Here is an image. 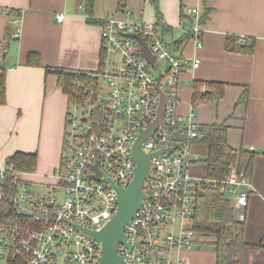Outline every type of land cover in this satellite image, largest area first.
Returning <instances> with one entry per match:
<instances>
[{"label": "built area", "instance_id": "obj_1", "mask_svg": "<svg viewBox=\"0 0 264 264\" xmlns=\"http://www.w3.org/2000/svg\"><path fill=\"white\" fill-rule=\"evenodd\" d=\"M122 10V17L107 15L101 24L106 58L90 73L96 83L84 101L68 103L72 108L66 112L55 181L34 192V184L18 173L7 203L0 187V264H100L102 244L87 231L101 230L115 215L114 188H126L134 177L132 145L139 129L155 118L161 91L166 96L162 123L141 142L142 151L152 154L142 184L145 197L123 228L125 244H118L117 255L126 264H187L183 252L199 250L198 241L205 238L193 228L202 186H217L232 207L248 203L251 184L236 166L219 180L190 171L199 161L193 150L199 125L194 110L177 112L178 82L185 66L198 67V57L185 55L182 43L164 32L161 21L132 18ZM186 16L190 24L184 27L180 19L179 27L188 29L201 48L198 10L188 9ZM55 19L60 22L63 14ZM18 23L11 19L13 36ZM128 34L143 38L155 56L153 63L141 56L139 41ZM6 170L11 171L0 167V186Z\"/></svg>", "mask_w": 264, "mask_h": 264}, {"label": "crops", "instance_id": "obj_2", "mask_svg": "<svg viewBox=\"0 0 264 264\" xmlns=\"http://www.w3.org/2000/svg\"><path fill=\"white\" fill-rule=\"evenodd\" d=\"M119 3L120 0H92L89 16L85 0H0V67L5 71L6 91V101L0 105V167L15 152L35 153L34 171L22 176L43 187L55 181L52 173L60 161L68 100L52 69L96 71L104 51V17H122L124 9L132 18L161 21L164 32L172 33L179 43L184 33L179 21L183 19V26H188L191 20L187 10L195 8L200 17L202 47L196 48L191 37L179 44L183 42L185 55L198 57L199 65L195 69L185 66L180 74L177 112L185 115L192 109L193 81L205 87L208 82L224 84L220 99L194 107L195 121L199 126L226 124L228 144L255 153L248 176V203L233 209L235 218L244 223L245 242L253 245L248 264H264V0ZM10 11L14 16L8 15ZM58 13L63 14L60 22L55 19ZM87 17L94 22H87ZM13 18L19 19L18 35L5 42ZM230 39L239 43L251 40L252 51H229L226 45ZM29 53L39 56L40 65L27 64ZM193 150L199 160L201 151L207 155V145L201 141H196ZM193 165L191 171L196 176ZM194 251L197 250L183 252L187 264ZM203 264H215V252Z\"/></svg>", "mask_w": 264, "mask_h": 264}, {"label": "trees", "instance_id": "obj_3", "mask_svg": "<svg viewBox=\"0 0 264 264\" xmlns=\"http://www.w3.org/2000/svg\"><path fill=\"white\" fill-rule=\"evenodd\" d=\"M91 4L92 0H85V8L89 16L92 14ZM119 4L122 6V0ZM13 13L10 11L8 15L14 16ZM87 22H94V20L87 17ZM15 31L16 26H10L4 36L5 42L16 38L13 36ZM183 31L179 43L190 37L188 29ZM175 43L178 44V41ZM3 47L4 50L6 44ZM226 48L229 51L250 53L252 44L249 39H246L244 43L230 39ZM105 58L106 54L102 51L100 67ZM39 63L37 54L29 53L27 55L28 65L38 66ZM4 72V69L0 67V105L6 101ZM52 72L57 76V84L66 94L68 103L84 101L88 96L89 88L96 83L95 77H92L90 72L66 71L59 68L52 69ZM202 85L203 83L200 81L192 83V110L202 102L218 100L223 95L224 84L221 82H208L205 92L200 90ZM228 129L229 127L224 123L203 124L198 128L199 134L196 141L207 145V155L204 161L206 164L205 176L208 179H222L232 165L236 166L238 171L246 177L251 174L255 153L231 147L227 141ZM5 166L11 171L6 170L5 181L0 187L5 192L4 202L7 203L10 202L12 192L17 187L15 175L33 172L36 166V154L15 152L7 158ZM3 215L4 212H0V217ZM193 228L204 237L213 236L215 264H248L249 251L253 245L245 242L244 223L234 217L233 207L228 199L219 192L217 186L205 184L198 192L194 208Z\"/></svg>", "mask_w": 264, "mask_h": 264}, {"label": "water", "instance_id": "obj_4", "mask_svg": "<svg viewBox=\"0 0 264 264\" xmlns=\"http://www.w3.org/2000/svg\"><path fill=\"white\" fill-rule=\"evenodd\" d=\"M128 36L139 41L141 45V56L149 63H153L155 61V56L150 52L143 38L139 34H128ZM165 102L166 96L161 91L155 118L147 128L139 129V134L132 145V155L136 162L134 177L126 188H114L118 200V208L115 215L101 230L87 231L90 236L99 240L102 244L100 264H126L117 255V247L119 243L125 244L123 228L135 215L141 199L145 197L142 193V184L145 177L149 175L148 160L152 156V154H146L142 151L141 142L150 136L159 125H161ZM169 150H171V148ZM164 151L165 150H161L155 154Z\"/></svg>", "mask_w": 264, "mask_h": 264}, {"label": "rangeland", "instance_id": "obj_5", "mask_svg": "<svg viewBox=\"0 0 264 264\" xmlns=\"http://www.w3.org/2000/svg\"><path fill=\"white\" fill-rule=\"evenodd\" d=\"M67 108H69V110H70L72 107H71V105L69 106V104H68ZM205 158H206V153L204 151H201L200 160L193 165L194 172L196 173V176H200V177L205 176V171H206V164L204 161ZM190 171H191V169H190ZM191 173H192V171H191ZM32 189L34 192H38L41 190L43 192L47 188H44L43 186L34 185ZM212 241H213V236H207V237L205 236L204 239H199L198 243L200 245V249L197 251H194V255L191 257L190 263L191 262H192V264L208 263L211 260L213 252H214V246H213Z\"/></svg>", "mask_w": 264, "mask_h": 264}]
</instances>
